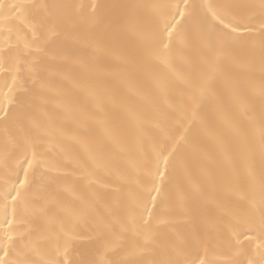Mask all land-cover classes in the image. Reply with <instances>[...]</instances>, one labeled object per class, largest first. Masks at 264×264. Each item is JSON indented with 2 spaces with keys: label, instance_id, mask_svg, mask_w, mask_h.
<instances>
[{
  "label": "bare ground",
  "instance_id": "bare-ground-1",
  "mask_svg": "<svg viewBox=\"0 0 264 264\" xmlns=\"http://www.w3.org/2000/svg\"><path fill=\"white\" fill-rule=\"evenodd\" d=\"M178 2L3 0L0 189L26 148L46 162L15 225L32 264H184L196 258L185 243L194 230L209 240L211 264H264L260 239L237 245L228 230L261 212V0H188L193 15L164 50L152 39L160 15L151 6ZM206 4L229 6L250 30L210 40L200 29ZM182 134L149 216L137 195L143 166L166 135ZM61 225L74 236L67 246Z\"/></svg>",
  "mask_w": 264,
  "mask_h": 264
},
{
  "label": "snow or ice",
  "instance_id": "snow-or-ice-1",
  "mask_svg": "<svg viewBox=\"0 0 264 264\" xmlns=\"http://www.w3.org/2000/svg\"><path fill=\"white\" fill-rule=\"evenodd\" d=\"M5 7L6 5L3 3V0H0V9ZM26 7L29 6L22 4L12 5V10L24 9ZM64 7L71 6L66 5ZM99 7L102 6L92 5L93 13ZM129 7L134 8L136 6ZM151 7L156 9L160 15V26L152 38L153 42L162 47V49L167 50L174 34L179 31L180 27H183L184 21L193 15L194 6L189 4L188 0H183L182 5L178 2L176 4H155ZM228 7L227 5H204L206 11L200 23V29L207 32L209 39L211 40L214 36L220 44L226 43L229 38L233 40L239 39V33L250 30L248 23L234 16L230 17L226 11ZM260 7L264 11V0H261ZM209 16L211 17L210 20L208 19ZM217 25H222V27L217 28ZM261 29V36L264 37V22L261 24ZM139 38L143 39L142 36ZM210 67H213L211 63ZM13 80L15 82L16 78L13 77ZM206 86L207 79L200 86L201 96H203ZM4 95L7 96V94ZM0 112L4 113L3 118L6 120L9 110L0 106ZM193 118H195V114ZM187 131L188 129L186 128L185 132ZM186 139V135L183 134L176 138H173L171 135H166L165 141L156 150L154 164L149 165L145 162L143 166L144 176L148 183L142 186L141 191L137 195L140 198L143 210L148 212L149 216L152 215L158 200L163 198L170 165L175 158L179 145L184 143ZM260 140L262 149H264V125L261 127ZM31 147L30 155L28 148L25 149L22 158L23 162H18L14 178H5L3 187L0 189V212L3 214V219H0V253H3L0 255V264H32V261L28 258V252L25 251L28 246L22 243L23 234L15 227L20 222L17 218L19 208L21 206L25 210L29 208L32 199V189L38 170L46 166V162L43 160V154L38 152L34 145ZM24 163L27 164V167H24ZM21 171L23 172L22 176L20 175ZM149 203L152 205L151 208L149 207ZM260 207L261 212L258 220L250 219L244 224L237 222L234 228L230 226L228 230L237 245L241 244V236H244L249 242L252 239H260L257 248L262 250L261 256L264 258V178L261 180ZM145 223H150V221H146ZM60 231L63 234L65 245L67 246L74 236L69 234L63 225H61ZM254 231L258 232L259 235L256 237L249 235ZM55 239L57 244H59L60 236L57 235ZM18 240L21 241L20 247H18ZM185 243L195 252L196 258L190 261L186 260L184 264H211V261L206 259L209 254L208 239L201 237L194 230L190 240ZM229 243L231 244V241ZM30 251H36V246L33 245ZM201 252L203 253L202 255ZM46 264H52V262L48 261ZM169 264H172V262H169ZM249 264H253V261L249 260Z\"/></svg>",
  "mask_w": 264,
  "mask_h": 264
}]
</instances>
